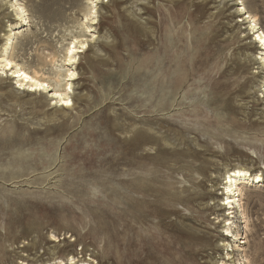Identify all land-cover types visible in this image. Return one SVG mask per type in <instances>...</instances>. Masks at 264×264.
<instances>
[{"label": "rangeland", "instance_id": "rangeland-1", "mask_svg": "<svg viewBox=\"0 0 264 264\" xmlns=\"http://www.w3.org/2000/svg\"><path fill=\"white\" fill-rule=\"evenodd\" d=\"M39 1H20L33 18L31 27L14 16H0V55L9 30L16 25L22 26L23 36L12 41L20 63L26 66H35L40 58L55 54L54 50L59 56L74 37L94 36V43L77 56L79 63L73 69L78 78L70 82L75 105L69 110L52 104L43 107L36 96L22 92L11 98L15 85L6 75L0 77V264H70L72 257L76 264H219L225 253L216 238L212 244L208 238L217 236L224 224H216L215 211L206 208L222 200L220 188L229 170L243 168L264 176L263 85L262 77L252 74L260 65L235 67L237 62L264 55V51L249 49L255 35H249L248 23L238 22L244 16L235 14V4H243L264 30V0H185L177 8L168 0H120L121 6L116 5L118 0H101L95 9L93 0H62L66 9L61 18H52L53 9L41 18ZM199 10L205 16L191 19ZM93 20L98 23L92 25ZM128 20L147 29L157 24L159 30L166 28L167 20L175 34L188 42L195 35L198 38V44L189 45L191 53L199 52L197 76L177 96L178 114L196 110L183 101L187 91H195L208 102L214 96L227 97V87L233 91V110H224L216 99L219 103L209 104L212 110H204L205 116L195 120L198 125H180L190 146L174 136L176 126L137 118L150 116L138 112L152 108L150 103L140 108L135 100L141 96L140 67L148 52H137L136 40L124 30ZM45 69L52 68L47 64ZM249 79L251 83L240 94ZM128 118L135 119L129 122ZM140 126L160 138V148L182 153L169 159L171 154L159 155L160 148L151 143L141 148L143 156H137L141 151L132 156L134 164L128 166L123 144L131 136L129 130ZM199 131L205 133V140ZM198 138L203 139L200 144L193 141ZM188 148L203 152L193 158ZM20 157H26L25 161L41 157L43 162H28L20 168L14 163ZM135 169L143 175L135 180L138 185L130 188L133 191L144 192L139 188L142 180L157 181L151 192H144L142 208L147 216L141 224L124 213L123 178ZM201 181L203 187L198 188ZM245 186L241 199L248 223L240 216L235 230L239 238L247 237L243 248L250 264H264V181ZM200 192L205 195L197 198ZM210 192L219 196L210 197Z\"/></svg>", "mask_w": 264, "mask_h": 264}, {"label": "bare ground", "instance_id": "bare-ground-1", "mask_svg": "<svg viewBox=\"0 0 264 264\" xmlns=\"http://www.w3.org/2000/svg\"><path fill=\"white\" fill-rule=\"evenodd\" d=\"M12 1H14V3ZM20 1L21 0H0V16L1 15H6L8 17L14 16L16 18V21H19L23 26L30 25L29 27H31L32 24L34 23L33 18L28 17L29 14L27 13L26 7H24V5L20 3ZM100 1L101 0L92 1L94 9L95 7L98 6L97 4ZM168 1L171 4H173L175 8L183 6L186 3L185 0H168ZM37 5L42 8L40 10L42 11L40 15L41 18H44L45 16H47L45 11L51 10V9H53L52 11H54V13L51 14L52 18L53 17L61 18L63 17L65 13V9H66L65 3L62 0H40L39 4ZM116 5L121 6L120 0L116 2ZM193 5L194 7H196L195 8L196 10L199 9V6L197 5V3H194ZM205 5L206 4L204 3V6ZM235 5L238 6L235 14L244 16V19L238 22H243L245 25L248 23L247 29L250 32L249 35L251 33L253 36L255 35V39L250 42L251 48L249 49H253V50L258 49L263 52L264 51V30H262V28L260 27L258 19L254 15H251L249 10H247V8L243 6V4L241 5L239 2H236ZM95 13L93 12V14ZM222 13L223 12H221V14ZM197 14L191 15L190 18L192 19L193 16H195V18L199 21L200 19H202V17L205 16V11L199 10ZM93 21L94 22L92 23V25H96L98 23L95 20ZM163 22H164V19H163ZM166 23H167L166 28L164 30H162V28L159 30L157 26H155L157 24H155L153 28L147 29L141 26L139 23L134 25L130 20H128V23L124 26V30L130 36L134 38L133 39L134 41L136 40L137 52H145V51L148 52V55L146 56V58L141 62V67H140L141 69L140 70V82L142 83L141 92H140L141 96L139 95L138 98H136L135 100H137L139 105H141L140 108H143L145 103H150L152 108H148L147 110L145 109L143 111L140 110L138 112L139 114L144 113V114H149L150 116L148 117L140 116L137 118L140 121L144 119L146 122L153 123L154 125L167 124L168 126H173V127L176 126L175 127L176 129L174 130V134H175L174 136L176 137L178 136L180 141L184 142L185 145H189L188 144L189 142L186 138V132L183 128L180 127V125L185 126V127L192 125V124L198 125L199 123L195 120H199L201 117L205 116V115H202L205 112L204 110L211 111L212 109H210L209 106L211 104L217 105V103H219L218 101H215L216 99L217 100L220 99L221 102L224 104L222 106L224 110L226 111L233 110L230 103H231V100H233L232 97L234 96L231 97L233 91L230 90L229 87H227L228 85L226 86L227 88L224 87L226 90L225 95H227V97L224 98V95L220 97L214 96L213 102L212 100H209V102L205 101L201 95L200 97L193 90L187 91L186 93L183 94L184 99H185L183 101L188 100L190 104L189 106L196 108V110L188 111L185 114L177 113L175 109V108H178L176 107L177 96L181 94V92L185 91V88L197 76L196 75V71H197L196 65H198V59L200 58L199 52L197 51L196 54H193L194 52L191 53L189 45L194 46L198 44L199 41L197 40L198 38L195 35L194 37H192L191 41L188 42L184 36L175 34L174 28L170 26L167 20H166ZM16 26H18V28L9 30L10 35L7 38L6 48L4 47L3 53L0 55V77L1 75L2 77L3 75H6V79L12 81L13 85H15L12 88V93L10 92L11 98H14V95H16L17 92H22L23 94L28 95V97L36 96L38 98L37 104H40L43 107H47L51 104L55 105V107H59L61 110H69L72 107H74L75 103L73 102V99L71 98L72 97L71 94H74V90H73L74 86H73V83H70V82L77 80L78 76L73 68H75V65L79 63V58H77V56L79 54L86 53V51H88L91 48L92 44L94 43V38H93L94 36L93 37L91 36L92 38H86V39H83L82 36L74 37L72 42H69L68 47L64 48V50H62L63 44L60 46L59 50H62V53L59 52L60 54L59 56L57 55L56 50H54L55 54L50 53L47 56H45V58H40V62L38 64H35V66H30L31 64L26 66L20 63V60H19L20 56L16 52L17 47L13 45L14 44L12 41L13 37L18 38V36H23V31H21L22 26L20 25H16ZM175 28H176V24H175ZM134 45H135V42H134ZM127 47L128 46L126 45V48ZM9 49H11V52H7ZM210 50L212 51V48ZM193 58L195 59V61L193 62L194 68L192 69L191 60H193ZM255 58L256 60L249 59V62L247 61L246 63L237 62L235 63L236 64L235 67L237 70H242L244 67H248L250 63L260 65V67L258 66V68H256L257 72L256 71L252 72V74H254L255 76L257 75V76L262 77L261 83L263 86L261 90L263 94H261L260 98L261 97L264 98L263 96L264 95V55L261 54L260 56L255 57ZM47 64L50 65L52 68L50 71H46L45 69ZM66 67H70V68H66ZM239 79L241 78L239 77ZM148 81H150V85H147ZM207 82H208V79H207ZM250 83H251L250 79L244 82L242 88L239 86L241 89L238 92H240L241 94V92ZM198 84L199 83H197V85ZM215 86H217L216 83H215ZM194 97L197 98L198 99L197 101L199 102L193 100ZM179 102H181V100ZM200 114L202 116H199ZM153 117H156V118L154 119ZM133 119L131 118V120H129L128 118L129 122L132 121ZM67 122H68L67 120L63 121L62 125L65 126L64 124H66ZM142 123L144 124V122ZM210 123H212V121H210ZM143 128L140 126V128H136V129L134 128L133 130H129V134L131 136H128V138H126L125 145L123 144V146L126 147V149L124 150H126L128 166L129 165L133 166L134 161L132 160L133 158L131 157L136 155L138 151H141L142 147H145L146 145L153 143L157 145L158 148H160V145H161L160 138H158L157 136L155 137L151 135L150 131H148L147 129H143ZM164 133L166 132L164 131ZM199 133L203 139L204 138L206 139L205 133L201 131H199ZM203 139L201 140L198 138L193 141L200 144L203 141ZM202 147L205 149V151L209 150L208 148H205V146H202ZM188 150H189V154L192 155L193 158L198 157L199 154H202L201 152H203V150L199 151L197 149H191V148H188ZM185 151L186 149H184V152ZM157 153H159V155L171 154L166 148L158 149ZM177 153H182V151L172 152V154L174 155L175 154L177 155ZM143 154L144 152L141 151V153L137 156L141 157V155L143 156ZM172 154L170 155V158L168 157L169 159H171V156H173ZM181 155L185 157L184 153ZM25 158L26 157H20L14 163L21 168L25 166L26 164L28 165L29 164L28 162H32V161L43 162V159L41 157L32 158L30 161H25ZM156 159H157V156H156ZM178 160H175V162H178ZM158 166L160 167L161 165H158ZM138 170L140 169H137V170L135 169L133 174L126 175L123 178V182H125L126 184V187H123V192H124L125 200H126V204L124 205L127 206V211L124 213H125V216L128 217L132 222L141 224L144 221V219H146V216H147L146 214L147 211L144 210V207L142 208V206L146 202V199H145L146 195L144 194V192L146 193L151 192V185L156 184L157 181L152 180L150 182H146L142 180L139 183L140 185L139 188L142 189V191L144 192L133 191V189H130V188L137 187L138 184H136L135 180L141 179L142 178L141 175H143ZM198 170L202 171V167L199 168ZM134 175L138 176L137 179H133L131 177ZM5 177H7V175ZM215 179H217V177H215ZM261 181H264V176L261 173L252 174L248 170L243 169V168H236V169L229 170L226 173L224 180H223L224 187L220 188L222 189V194H220L223 197L222 200H220L217 203H214L213 208L212 207L206 208V210L215 211L216 217L214 220H216V224H220L221 221L224 224L222 226V230L218 232L217 236L208 238L210 243L211 241L214 240L213 238H216V241H219L218 243H220L217 245H219V247L225 253L224 257L219 262V264H240L241 260L244 261V264H250V261L247 255L245 254V248H243V245H246L247 243V241H245L247 237H245L244 239L239 238L240 235L235 229L237 228V225H236L237 219L240 216L245 221L244 223H248V218H247V215L245 214L244 204L242 203V199H241V197L244 196V191L246 187L245 185L248 186V185H252V184H255ZM202 183L203 182L201 181L198 184V188L203 187ZM207 194L210 197L219 196V194H215L213 192H210ZM195 195L197 198H202L205 194L200 192V193H196ZM221 212L224 214L222 215ZM136 213L140 215L138 216ZM174 225L177 230H180L179 222H176ZM246 227H248L247 224H246ZM133 232L137 234L138 237H141L140 236L141 233H136L135 230ZM228 236L232 237L231 241L227 240ZM59 264H64V262L60 261ZM70 264H76L75 258L72 257L70 259ZM82 264H89V263L83 262Z\"/></svg>", "mask_w": 264, "mask_h": 264}]
</instances>
